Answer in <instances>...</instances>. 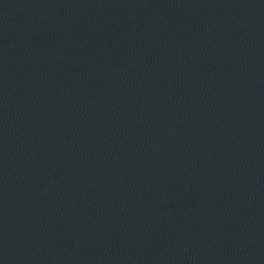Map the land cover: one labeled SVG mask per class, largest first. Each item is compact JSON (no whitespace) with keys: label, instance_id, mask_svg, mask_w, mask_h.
<instances>
[{"label":"water","instance_id":"obj_1","mask_svg":"<svg viewBox=\"0 0 264 264\" xmlns=\"http://www.w3.org/2000/svg\"><path fill=\"white\" fill-rule=\"evenodd\" d=\"M0 264H264V0H0Z\"/></svg>","mask_w":264,"mask_h":264}]
</instances>
